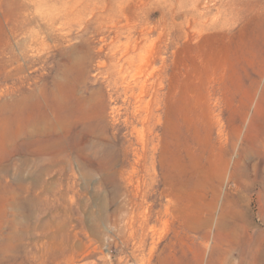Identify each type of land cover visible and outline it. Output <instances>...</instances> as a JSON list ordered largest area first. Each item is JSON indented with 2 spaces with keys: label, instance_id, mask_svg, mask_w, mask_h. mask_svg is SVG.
I'll return each mask as SVG.
<instances>
[{
  "label": "rangeland",
  "instance_id": "rangeland-1",
  "mask_svg": "<svg viewBox=\"0 0 264 264\" xmlns=\"http://www.w3.org/2000/svg\"><path fill=\"white\" fill-rule=\"evenodd\" d=\"M0 264H264V0H0Z\"/></svg>",
  "mask_w": 264,
  "mask_h": 264
}]
</instances>
